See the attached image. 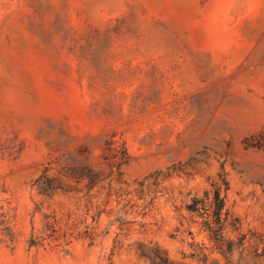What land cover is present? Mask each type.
<instances>
[{"label": "rangeland", "instance_id": "374dc122", "mask_svg": "<svg viewBox=\"0 0 264 264\" xmlns=\"http://www.w3.org/2000/svg\"><path fill=\"white\" fill-rule=\"evenodd\" d=\"M0 264H264V0H0Z\"/></svg>", "mask_w": 264, "mask_h": 264}, {"label": "trees", "instance_id": "16d2710c", "mask_svg": "<svg viewBox=\"0 0 264 264\" xmlns=\"http://www.w3.org/2000/svg\"><path fill=\"white\" fill-rule=\"evenodd\" d=\"M210 207L207 208L201 199L193 198L187 205L186 209L192 214L201 216L210 210V216L204 220V227L208 232L209 238L219 250L223 249L224 238L223 229L228 219V212L224 211V199L221 197L220 188H216L212 194ZM210 217V218H209Z\"/></svg>", "mask_w": 264, "mask_h": 264}]
</instances>
